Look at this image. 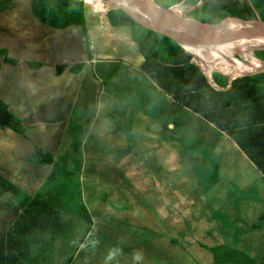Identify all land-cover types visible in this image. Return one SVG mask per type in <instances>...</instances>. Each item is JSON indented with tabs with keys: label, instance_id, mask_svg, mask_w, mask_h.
<instances>
[{
	"label": "rangeland",
	"instance_id": "374dc122",
	"mask_svg": "<svg viewBox=\"0 0 264 264\" xmlns=\"http://www.w3.org/2000/svg\"><path fill=\"white\" fill-rule=\"evenodd\" d=\"M100 1L102 10L110 7L109 0ZM207 1L172 7L183 8L179 17L199 22L205 15L197 8ZM227 1L219 0L244 10L241 0ZM103 34L90 37L96 58L85 67L67 126L59 130L58 167L40 188L42 198L61 210V223L74 220L83 229L64 231L73 237L58 250L73 257L81 237L91 236L82 264H215L208 248L220 244L263 257L264 220L258 217L264 183L256 169L204 119L135 73L136 49ZM232 57L252 65L244 56Z\"/></svg>",
	"mask_w": 264,
	"mask_h": 264
},
{
	"label": "crops",
	"instance_id": "0c3cea01",
	"mask_svg": "<svg viewBox=\"0 0 264 264\" xmlns=\"http://www.w3.org/2000/svg\"><path fill=\"white\" fill-rule=\"evenodd\" d=\"M0 2H2L0 5V101L19 120L22 130L21 134L0 130V137H8V142L0 143V175L21 191L19 196L5 194L0 199L1 238L33 198H39L54 209V212L49 210L50 223L46 222L49 225L45 230L53 228V213H56L55 218L57 216L60 219L61 210L43 199L42 196L45 194H39L43 182L52 176L55 167L37 164L35 148L51 154L56 164V153L60 150L63 138L59 130L67 126L64 119L75 101L76 86L84 81L85 67L92 64L96 58L92 51L94 48L91 49L90 37L98 38L104 35V29L113 39H117V42L121 43L123 40L125 45L132 46L136 51L131 52L134 56L131 57L132 62L135 64L131 69L143 75L146 81L150 80L160 91L162 90L155 80L142 70L144 59L131 39L130 29L112 27L106 16L99 14L102 11H93L89 5H85L88 11L85 14L84 27L73 26L59 30L45 26L33 17L30 0H0ZM86 42H89V48L86 47ZM75 65H82V69L78 72L71 71L70 67ZM200 72L210 87L217 91H226L214 84L211 76L214 71L208 72L209 78L203 71ZM210 79L213 86L208 81ZM166 98L182 107L170 96L166 95ZM166 127L171 129L173 125L168 123ZM208 127L217 130L210 124ZM0 129L5 128L0 127ZM217 131L225 140L231 142L238 153L241 152L225 132ZM9 138L16 141V144H11ZM241 160L247 161L254 170L256 169L245 155ZM256 175L264 183V176L257 170ZM258 218L264 220V213ZM53 231L49 235L47 234L49 231H46L43 235L48 248L44 255L45 259L54 251L63 248L64 242L73 237L63 233L64 231L82 232L83 229L74 220L65 225L60 220ZM88 234L89 232L86 236H89ZM89 238L85 241L84 236L81 237L69 264L84 262L85 255L81 254V250L85 244L89 248L92 237ZM55 254L50 262L64 264L68 261L67 253L65 258L60 250Z\"/></svg>",
	"mask_w": 264,
	"mask_h": 264
},
{
	"label": "trees",
	"instance_id": "16d2710c",
	"mask_svg": "<svg viewBox=\"0 0 264 264\" xmlns=\"http://www.w3.org/2000/svg\"><path fill=\"white\" fill-rule=\"evenodd\" d=\"M163 9L183 3L185 0H154ZM227 3H233L228 0ZM244 10L221 4L219 0H208L197 8L205 16L199 19L204 24H217L222 19H255V13L264 21V0H241ZM251 5V6H249ZM33 17L41 24L52 29H65L73 26H85V14L88 8L77 0H30ZM219 12V13H217ZM211 14L218 16L216 19ZM112 27H128L132 41L139 48L144 59L142 70L155 80L157 86L173 100L204 119L215 129L225 132L237 147L249 159L252 165L264 176V74L253 77L235 78L226 91H217L207 84L199 68L190 63L187 55L171 40L149 31L134 23L123 11L106 15ZM233 20H226L228 26ZM2 54V52H1ZM189 54V53H188ZM228 68L241 72L247 63L239 64L228 60V56H218ZM253 57L264 61V50L253 52ZM32 66H37L32 64ZM62 69V68H61ZM82 65L71 66L78 72ZM60 69L57 70L59 72ZM211 73V72H210ZM214 84L222 89L227 87V77L211 74ZM216 77V79H214ZM0 127L21 134L19 120L0 101ZM36 163L53 165V157L35 148ZM5 194L21 195V191L0 175V199ZM53 210L39 198H33L18 216L17 220L0 238V264H56L44 258L48 248L44 233L53 229L61 219L54 217L53 228L46 229L50 223V211ZM45 224V225H44ZM90 231L87 228L86 232ZM85 232V233H86ZM215 264H264V256L253 259L247 253L234 247L220 244L208 248ZM66 264H69L70 259ZM47 260V261H46Z\"/></svg>",
	"mask_w": 264,
	"mask_h": 264
},
{
	"label": "bare ground",
	"instance_id": "6f19581e",
	"mask_svg": "<svg viewBox=\"0 0 264 264\" xmlns=\"http://www.w3.org/2000/svg\"><path fill=\"white\" fill-rule=\"evenodd\" d=\"M83 1L87 5H89L90 8L93 9V11H103L101 9L100 0H83ZM109 5L110 7L107 9L116 6L124 7L127 11L128 10L130 11L128 12L131 15H133L134 20L138 21L141 24H144L149 28H153L156 26V22L151 16L145 15L140 10H137L136 8L128 5L127 3H125L124 0H109ZM182 9L183 8L181 6H176L170 9H166L165 11L161 10L160 14L163 17V19L167 22V24H169L170 26L172 25L177 29L184 30L197 38L203 39L211 36H216L218 33L221 34L224 32L241 30L252 27V25L244 24L242 22L233 20V22L228 23L229 24L228 26H224V24H227L224 23L225 21L220 23L217 27H215L214 32L210 30L205 31L203 30V28H201L200 25H195L196 27L192 26L191 24H194V21H190L179 17ZM256 49H264V37H255V38H247V39H242V38L231 39L226 42H220L214 45L201 47L198 50H190V49L187 50L189 54L191 53L193 55L192 56L193 59L194 57L197 58L195 59L194 63L197 66H199V68L209 78L210 75L208 74V70H213L227 76H234V75L249 74L257 69L263 68L264 63L254 59L249 54L250 51ZM232 55L244 56L246 58L245 60L252 61V65L245 68L241 72L232 73L230 68H228L227 65L223 61H221L218 57V56H224V57L228 56L229 61L235 64L238 63L231 58Z\"/></svg>",
	"mask_w": 264,
	"mask_h": 264
},
{
	"label": "water",
	"instance_id": "95a60500",
	"mask_svg": "<svg viewBox=\"0 0 264 264\" xmlns=\"http://www.w3.org/2000/svg\"><path fill=\"white\" fill-rule=\"evenodd\" d=\"M77 1H81L84 5H86L82 0H77ZM124 1L128 5L136 8L137 10H140L145 15L151 16L154 19V21L156 22V26L153 28H149V27L145 26L144 24L139 23L138 21L133 19V15H131L129 13L130 12L129 10H128L129 11L128 12L124 7H121V6L111 7L110 9H106V10H103L102 12H99V14L106 16V15L113 14L114 12L121 10L134 23H136L137 25H139V26H141V27H143L149 31H152L156 34H159V35L171 40L181 50H183L187 55H189L191 57L193 55L191 53L188 54L189 52L187 49L198 50L201 47L214 45V44L220 43V42H226V41L231 40V39H239V38L247 39V38H255V37H264V21H261L258 18L256 13L254 14L255 19H253V20H249L247 18H230V17H227L220 22V23H222L223 21H225L227 19H231L234 21L242 22L244 24L252 25V27H250V28L224 32L221 34L218 33L216 36H211V37L202 39V38H197V37L193 36L192 34H189L188 32H186L184 30L177 29V28L173 27L172 25L170 26L169 24H167V22L163 19V17L160 14L161 10L165 11L166 9L159 7L154 2V0H124ZM198 6H200V5H197L196 7H198ZM220 23L204 24V23L194 21V24H191V25L194 27H196L195 25H200L201 28H203V30H205V31L210 30V31L214 32L215 27H217V25H219ZM192 59H191V61H192ZM261 62L264 63V61H261ZM193 64L196 65L195 63H193ZM261 74H264V66H263V68L257 69L255 71L249 73V74L229 76L227 88H225L223 90H227L230 87L231 82L235 78L253 77V76H257V75H261ZM208 81L213 83L211 79Z\"/></svg>",
	"mask_w": 264,
	"mask_h": 264
}]
</instances>
